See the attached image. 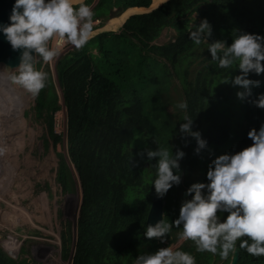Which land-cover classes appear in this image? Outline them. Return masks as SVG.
Here are the masks:
<instances>
[{
	"label": "trees",
	"instance_id": "trees-1",
	"mask_svg": "<svg viewBox=\"0 0 264 264\" xmlns=\"http://www.w3.org/2000/svg\"><path fill=\"white\" fill-rule=\"evenodd\" d=\"M93 2L84 0L89 6ZM153 2L98 0L93 7L94 19L115 7L123 13L131 8L146 10L131 12L120 32L100 31L82 48L58 59L62 96L50 66L42 70L48 79L36 96L34 108L44 117L48 133L57 144L62 135L55 130V112L62 108L61 99L64 101L69 157L83 188L74 251L71 226L62 232L64 256L69 257L73 251V264H135L141 253L154 252L180 239L182 226L173 227L163 242L144 236L156 194L151 180L158 159L149 161L146 151L157 147L156 141L170 153L173 146V152L182 149L186 153L180 161L181 183L163 196V218L171 223L189 197L187 189L193 183L208 182L209 165L219 156L221 147L231 138L236 142L233 129H240L237 152L253 143L248 132L264 124V108L254 103L258 94L264 93V73H249L250 79L261 83L241 99L237 95L243 90L241 86L223 82L230 76L234 79L241 70L220 69L211 59L207 44L194 45L188 32L193 26L191 16L198 13L200 18L194 24L206 18L212 26L209 42L224 40L231 44L239 32L264 36V0H165L147 9ZM165 28L173 29L175 38L163 44L154 42ZM196 51L204 56L199 61L201 67L192 75L194 58L189 59L198 57ZM36 67L40 70L41 62ZM177 99L187 102V111L195 119L194 130L208 142L199 153L197 140L179 132L183 110L177 107ZM170 104L175 106L174 112L168 110ZM233 111H238V116ZM58 156V182L64 192H73L72 167L63 154ZM197 167L202 179L192 178ZM177 248L193 254L196 264H217L222 259L218 253L197 251L192 240H185ZM239 252V264H264V256L255 257L243 249ZM233 254L230 252L221 264H230ZM0 264L36 263L14 258L0 247Z\"/></svg>",
	"mask_w": 264,
	"mask_h": 264
},
{
	"label": "clouds",
	"instance_id": "clouds-1",
	"mask_svg": "<svg viewBox=\"0 0 264 264\" xmlns=\"http://www.w3.org/2000/svg\"><path fill=\"white\" fill-rule=\"evenodd\" d=\"M94 16L93 8L84 0H13L9 23L0 24V33L13 49L22 51L16 71L8 78L36 96L46 86L48 76L34 67L35 58L51 62L61 54L64 44L82 48L93 34ZM188 32L194 45L207 44L211 59L220 69L241 70L234 79L230 76L223 80L242 87L238 97L243 99L251 94L252 86H259L261 81L250 79L249 73H264V36L239 32L231 44L224 40L209 42L212 26L206 18ZM254 103L264 108V93L258 94ZM177 107L183 110L179 132L197 140L199 153L208 142L194 130L195 119L187 111V102L182 100ZM248 137L253 141L250 146L219 155L211 162L208 182H196L187 189L186 196L191 198L182 202L178 218L171 223L163 218L146 225L144 236L163 242L173 227L182 226L178 235L194 241L197 251L227 258L238 246L252 256H264V124L259 130L252 128ZM156 144L147 149L146 156L149 161L158 158L151 185L163 197L173 185L181 183L180 161L186 153L182 149L173 152L174 146L170 153L158 141ZM224 213L227 215L222 219ZM135 264H196V258L188 251L167 246L141 253Z\"/></svg>",
	"mask_w": 264,
	"mask_h": 264
},
{
	"label": "rangeland",
	"instance_id": "rangeland-1",
	"mask_svg": "<svg viewBox=\"0 0 264 264\" xmlns=\"http://www.w3.org/2000/svg\"><path fill=\"white\" fill-rule=\"evenodd\" d=\"M163 1L165 0H154V6L152 3L147 9ZM97 2L98 0H94L91 7L93 8ZM145 10L128 9L123 13L120 7H115L109 14L94 19L92 36L104 30L120 32L126 17L131 12ZM199 18V14L194 13L190 24L193 25L195 19ZM175 35L173 29L165 28L154 42L163 44L174 39ZM73 49L76 48L71 44H64L61 46V54L53 61L43 62L37 57L35 63L37 68V63L41 62V71L44 66H50L60 96L62 91L57 77V61ZM195 54H198V57L189 59L194 58L192 75L201 67L199 61L204 56V53L200 51H196ZM15 71V68L8 72L0 69V98L5 99V95H1L4 91H1L2 88H6L11 97L7 107L3 105V100L2 102L0 100V247L14 258H28L36 264H73L72 257L77 239V223L82 205L83 188L69 157L67 109L61 99L62 108L55 112V130L62 135V141L55 144L48 133L44 117L39 116L34 108L37 95L32 96L8 78L9 74ZM175 82H178L177 78ZM168 110L174 112L176 108L170 104ZM232 114L238 116V111H233ZM232 136L236 137V142H233L231 138L226 146L221 147L218 155L236 152L240 137L239 126L233 129ZM59 153L64 155L72 167L73 192H64L58 182ZM199 177L202 179V171L200 167H197L192 178ZM225 217L224 213L222 219ZM68 226L72 228L73 251L66 258L63 253L62 232ZM184 241L180 238L170 246L177 248ZM225 259L222 258L216 262L221 264Z\"/></svg>",
	"mask_w": 264,
	"mask_h": 264
},
{
	"label": "water",
	"instance_id": "water-1",
	"mask_svg": "<svg viewBox=\"0 0 264 264\" xmlns=\"http://www.w3.org/2000/svg\"><path fill=\"white\" fill-rule=\"evenodd\" d=\"M13 0H0V24L9 23L8 15L11 10ZM21 49H13L9 42L4 38V34L0 33V69L13 70L19 63ZM37 57L35 58L36 63ZM34 63V67H35ZM64 104V103H63ZM164 202L163 197L156 193L153 197L152 205L150 207L146 225L155 224L157 221L163 219ZM240 252L237 249L234 251L230 264H239Z\"/></svg>",
	"mask_w": 264,
	"mask_h": 264
},
{
	"label": "bare ground",
	"instance_id": "bare-ground-1",
	"mask_svg": "<svg viewBox=\"0 0 264 264\" xmlns=\"http://www.w3.org/2000/svg\"><path fill=\"white\" fill-rule=\"evenodd\" d=\"M0 86H1V83H0ZM4 90V91H3ZM1 91H3V92H1V95H5L4 97H5V99L2 97V99L0 98V100H1V102H2V100H3V105H6V107L9 105V103H10V99H11V97H10V95L7 93V90H6V88H2V90ZM4 119V118H3ZM2 119V120H3Z\"/></svg>",
	"mask_w": 264,
	"mask_h": 264
},
{
	"label": "crops",
	"instance_id": "crops-1",
	"mask_svg": "<svg viewBox=\"0 0 264 264\" xmlns=\"http://www.w3.org/2000/svg\"><path fill=\"white\" fill-rule=\"evenodd\" d=\"M95 6V5H94ZM139 9H141L142 10V8H139ZM131 10H133V9H131ZM136 10V9H135Z\"/></svg>",
	"mask_w": 264,
	"mask_h": 264
}]
</instances>
